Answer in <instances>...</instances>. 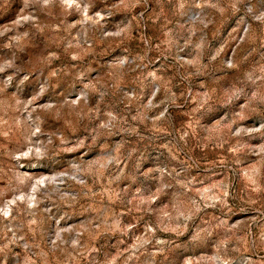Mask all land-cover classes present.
Wrapping results in <instances>:
<instances>
[{
    "label": "rangeland",
    "instance_id": "374dc122",
    "mask_svg": "<svg viewBox=\"0 0 264 264\" xmlns=\"http://www.w3.org/2000/svg\"><path fill=\"white\" fill-rule=\"evenodd\" d=\"M0 264H264V0H0Z\"/></svg>",
    "mask_w": 264,
    "mask_h": 264
}]
</instances>
